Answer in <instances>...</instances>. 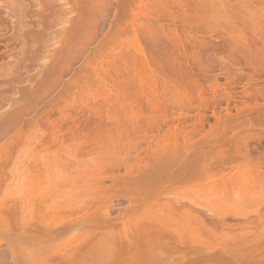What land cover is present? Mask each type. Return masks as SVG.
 Here are the masks:
<instances>
[{"label": "rangeland", "instance_id": "374dc122", "mask_svg": "<svg viewBox=\"0 0 264 264\" xmlns=\"http://www.w3.org/2000/svg\"><path fill=\"white\" fill-rule=\"evenodd\" d=\"M97 1L98 9L91 3L97 15L86 37L70 48L56 75L40 82V67L60 45L57 32L74 14L65 0H0L6 19L0 24V115L20 108L14 129L0 140V147L9 140L0 148V202L11 214L4 213L14 215L17 224L25 218L36 224L43 206L56 222L64 213L84 210V223L45 242L59 249L81 243L106 214L112 225L99 220L100 233H132L136 222L157 210L129 207L120 184L123 162L164 168L155 184L159 201L165 195L179 201L182 194L205 206L222 202L223 208L233 206L249 216L260 211L264 183L234 181L230 165L223 173L208 172L181 184L178 169L179 159L192 160L195 151L215 141L232 144L257 134L264 147L261 1ZM40 14L48 23L45 29ZM51 107V123H46L41 113ZM148 147L160 157L154 164L145 157ZM208 158L206 164L215 162ZM4 231L0 226V241Z\"/></svg>", "mask_w": 264, "mask_h": 264}, {"label": "bare ground", "instance_id": "6f19581e", "mask_svg": "<svg viewBox=\"0 0 264 264\" xmlns=\"http://www.w3.org/2000/svg\"><path fill=\"white\" fill-rule=\"evenodd\" d=\"M65 1V6H69L68 11L71 14H74V16L66 21L68 24L67 27H63L61 31L57 32L60 36L58 42L60 45L49 54V63L40 67L39 73L42 74V78L39 80L40 82H44L46 77H52L60 71L64 56L68 54L72 46L80 43V41L86 37L91 26L94 25L93 21L97 15L94 8H97L96 5L99 1ZM95 1H97L96 4ZM260 1L261 7L259 13H263L261 12V10H264L262 6L263 3L262 0ZM181 2L182 1H180L179 4ZM186 2L188 1L186 0ZM195 2L200 3V0H195L193 3ZM91 3H94L95 6H92ZM41 4L43 7L47 6L45 1H42ZM201 9H203V7ZM2 11L0 10V24H5L6 19L1 16ZM94 14L96 15L94 16ZM40 17L42 29H45L46 26H48V23H46V19L44 20L41 14ZM260 17H262V15ZM229 74L230 73H227L228 77L230 76ZM51 109L52 107L49 109L50 111L48 110L47 112L45 109L43 113H41L42 115L44 114V118L42 117V119L46 123L50 122L49 118L52 114L50 112L53 111ZM236 109L235 111L238 113L239 110ZM242 109L245 110L244 108H240V111ZM9 110H11V112L9 111V113L6 112L7 114L5 115H0V140L2 139V136L4 137L9 133L8 130L14 129L13 126L16 125V121L18 120L17 117L19 118L18 115L20 108L18 110V108L16 109L15 107V109L13 108V111L12 109ZM227 111L231 114L230 109L225 111L226 114ZM61 116H64L63 112ZM213 117L216 122L219 120H217L215 114ZM260 121L263 122L261 119ZM250 123L251 122H249L248 125L251 127L252 124L250 125ZM53 128L52 125V129ZM60 130L61 129L59 128L58 131ZM254 135L253 137L256 136V143H254L255 138H251L253 141L249 138L248 141L243 139V141L240 142L234 141L232 144H230V142L224 143L223 141L219 143L215 141L214 145L208 147L207 150L199 149L197 150V153L195 151L192 160L186 159L187 157H183L184 160L179 159V163L181 160L178 169L179 184L198 178L203 174L205 177V174L208 172L223 173L228 165H230L227 168L229 169L228 173L232 174L231 177L234 181L245 180L246 182L251 181L250 183L255 182L256 184L264 183V171L261 170V167L264 166V147L261 144V138L257 134ZM8 141L6 140V144ZM184 141L187 142L188 140ZM251 142L254 143V146L249 145ZM6 144L5 142L3 143V148ZM2 146L0 148H2ZM148 149L150 151L152 148L148 147ZM152 150L149 152L150 154L145 152V157L149 158V162L152 161L151 164L156 161L155 159L160 158H155L156 156L153 155L154 152L152 153ZM158 155L160 156V154ZM169 156L167 155L166 157L168 158ZM209 156H211V158ZM135 158L136 160L142 159L140 158L139 153L135 154ZM207 158L209 160L212 159L215 162L212 164L209 161L210 163L206 164ZM169 159H167V161H171L170 163H172L173 158L170 157ZM157 161H165L164 163L170 164L166 162V160L160 161L159 159ZM148 164L149 163L147 162L145 165H142L141 168H136V165L133 167L128 165L127 162L122 163L125 169V177L121 180L120 184L125 187L123 190L125 192L123 198L127 201L129 207L143 209L144 212L152 210V208L157 210L155 211L156 213L143 217L146 220L143 225H141L143 218L140 217L141 222L139 221L136 223L137 225L138 223H141V226L138 227L135 223V231L133 230L132 233H130L131 231L129 233L127 231L125 234L120 232L121 234L119 233V235L114 230L113 231L118 235H115L112 230L100 233V228L96 229L98 221L101 220L99 219L97 222H93L95 224V229L93 230L98 232L91 233L92 230L89 232L90 235H87V238L84 237L86 239L83 238L84 240H80L79 238L81 243L78 244L77 240L74 241L77 242V244L71 242L73 244H70L65 248L63 247L59 249L49 247L47 246L49 245V240L52 241V238H56L60 234L65 233L72 226H77L86 221V218L84 217L86 213L84 210H75L76 215L73 210L71 211L74 213L71 211V213H64L67 218H65L66 216L64 217V214L62 213L63 215L61 214V217L63 216L65 219L57 218L56 222V218L54 220L49 219L51 215L47 216L46 214L49 207L43 206L45 208H42L43 211L42 209L40 210L43 212L39 213L41 214L39 215L40 218H37L38 216L35 218L38 219L35 220V222H40V226H37V223H32L34 221H30L32 224L29 223L25 216L23 218H25L26 221H24L25 219H23V221L20 219L22 222L20 223L19 221V224H17L18 220L16 219L17 223L14 221L15 216L10 215L11 212L7 210L10 213V216L7 213H4L6 205L0 202V226L5 229L4 237H6L4 239L7 238L6 240L1 239L0 241V264H264L263 199H261L259 203L263 212L261 210L253 212V215L251 216H254V218H250L251 216L247 214L240 213L233 206H230V208L227 209L223 208L224 206L222 207L223 204H221V201V203L217 201V203H212L210 206H205L203 203H200L193 198H184L182 194H180L181 197L179 198V201L169 199L170 197L165 195L163 196L164 200L160 199V201L163 202H160L159 198L156 196V194L159 195L160 187L155 186V184L160 177L163 176L165 171L160 165H157L156 167L150 165L151 167H149ZM226 165L227 167H225ZM250 168L253 171H250ZM134 169H136L137 172L134 173ZM215 190H211L212 195L220 194V191L217 193ZM153 196L154 201H148L149 197L153 198ZM7 211L5 210V212ZM68 214L71 215L69 216ZM12 216H14V218ZM71 216H73V218H71ZM31 217H33V215ZM51 220H53V223L55 222V225ZM58 220H60V223ZM102 220V222L106 224L108 223L109 225L113 221L107 214L104 218L102 216ZM49 221H51V225L49 224ZM178 222L179 229L176 228ZM45 242H48L46 246ZM41 244L44 245L41 246ZM23 259H25V261H23Z\"/></svg>", "mask_w": 264, "mask_h": 264}]
</instances>
